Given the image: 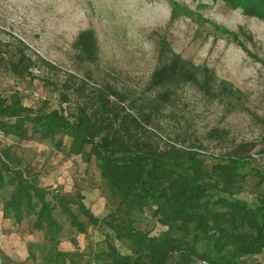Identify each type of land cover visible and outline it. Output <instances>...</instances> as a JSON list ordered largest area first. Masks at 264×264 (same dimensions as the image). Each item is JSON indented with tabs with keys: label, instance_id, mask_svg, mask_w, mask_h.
<instances>
[{
	"label": "rangeland",
	"instance_id": "obj_1",
	"mask_svg": "<svg viewBox=\"0 0 264 264\" xmlns=\"http://www.w3.org/2000/svg\"><path fill=\"white\" fill-rule=\"evenodd\" d=\"M173 2L178 6L176 19L171 18ZM211 23L237 33V39L222 35ZM86 30L94 32L100 46L95 64L82 63L74 46L77 36ZM0 39L14 45L22 41L29 54L56 65V73H50L40 64L34 69L40 79L31 81L10 73V57L0 59V91L16 89L27 105L36 108L45 100L54 108H73L82 96L72 95L70 105L60 104L58 92L43 81L73 73L87 82L89 92L114 85L127 95L125 109L136 112L129 105L132 100L145 107L156 94L148 88L154 70L169 61L171 52L180 54L204 73L198 75V83L168 87L172 98L146 124L148 137L160 148L185 143L217 157L233 142H254L252 164L241 170L246 175L244 194H253L260 180L256 169L264 176V155L260 153L264 145V16L250 14L227 0H0ZM207 76L210 80L205 86ZM214 128L227 131L223 144L207 137ZM59 138H64L63 143L57 145ZM0 141L11 146L20 162L14 166L20 165L25 177L54 193L81 194L83 203L98 218L119 206L95 159L70 152V137L59 135L54 142L39 135L16 140L0 132ZM259 187L264 190V183ZM12 191L11 186L0 191V256L11 249L18 262L30 257L28 264H45L44 257L57 249L32 228L34 217L19 224L4 216V202ZM54 216L62 225L57 248L88 256L106 247L99 228L90 225L87 233L78 232L60 207ZM156 224L145 215H138L136 221V226L152 233L163 229Z\"/></svg>",
	"mask_w": 264,
	"mask_h": 264
},
{
	"label": "trees",
	"instance_id": "obj_2",
	"mask_svg": "<svg viewBox=\"0 0 264 264\" xmlns=\"http://www.w3.org/2000/svg\"><path fill=\"white\" fill-rule=\"evenodd\" d=\"M227 1L250 14L264 16V0ZM177 17L178 6L173 2L171 18ZM210 25L231 40L237 39V33ZM74 46L82 63L98 62L100 46L93 31L81 32ZM6 56L10 57L9 71L16 78L40 79L34 73L40 64L56 73L53 62L29 54L22 41L14 45L0 39V59ZM203 73L202 67L171 52L169 61L157 67L149 81L148 88L156 92L155 96L145 102V107L136 100L130 102L136 112L125 109L127 95L114 85L108 83L89 92L87 82L73 73L43 79L58 92L60 104L70 105L72 95L78 99L82 96L69 110L54 108L48 100L36 108L27 105L16 89L0 91V132L4 136L27 140L39 135L53 142L59 135L70 137V152L94 158L111 195L120 201L115 212L98 218L83 203L81 194L54 193L25 177L20 165L14 166L20 162L11 146L0 141V191L13 188L4 202V216L19 224L26 217H34L32 228L57 249L44 257L45 264H264V190L259 187L264 176L252 168L260 180L250 196L244 194L246 175L241 172L252 164L250 153L256 144L233 142L217 157L185 143L160 148L147 135L146 124L152 123L172 98L168 87L198 83V75ZM209 80L207 76L205 86ZM207 137L223 144L227 131L214 128ZM63 139L59 138L57 145ZM260 153L264 155V145ZM57 207L78 232L87 233L90 225L99 228L106 247L91 251L90 256L57 248L62 233V225L54 216ZM138 215L149 217L163 229L152 233L136 226ZM2 259L3 264L11 263L4 254L0 264ZM24 261L28 264L31 258Z\"/></svg>",
	"mask_w": 264,
	"mask_h": 264
},
{
	"label": "crops",
	"instance_id": "obj_3",
	"mask_svg": "<svg viewBox=\"0 0 264 264\" xmlns=\"http://www.w3.org/2000/svg\"><path fill=\"white\" fill-rule=\"evenodd\" d=\"M9 251V250H8ZM6 252L5 253V255L4 256H6L7 258H8V260H11V263L10 264H16V262H14V261H17L16 260V257H15V252L14 251H12L11 249H10V251L9 252ZM19 261H21V260H19ZM18 262V261H17ZM87 264V263H86ZM91 264H95L94 262L93 263H91ZM97 264H99V263H97Z\"/></svg>",
	"mask_w": 264,
	"mask_h": 264
}]
</instances>
